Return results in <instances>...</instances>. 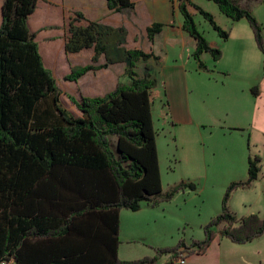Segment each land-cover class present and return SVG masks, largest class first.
<instances>
[{
  "label": "trees",
  "instance_id": "16d2710c",
  "mask_svg": "<svg viewBox=\"0 0 264 264\" xmlns=\"http://www.w3.org/2000/svg\"><path fill=\"white\" fill-rule=\"evenodd\" d=\"M45 0H4L0 24V264H155L161 254L202 256L217 237L232 244H249L264 236L259 214L237 217L229 208L232 192L251 188L261 173V157L247 159L246 179L226 188L221 210L203 227V239L175 249L156 250V257L122 261L121 210L139 212L142 204L157 207L171 201L184 188L180 183L162 192L151 114L155 80L145 65L153 58L140 49L125 47V27L87 22L82 13L69 18L64 43L66 54L92 49L91 63L75 66L64 82H76L90 71L124 64L125 82L99 98L79 100L67 96L80 113L63 106L61 90L41 59L36 33L29 17ZM232 22L245 20L256 49L264 57L263 26L252 10L238 0H210ZM115 13L133 10L131 0H106ZM187 6L201 16L226 42L229 31L212 14L191 0H180L183 31L195 42L192 53L199 70H206L203 56L214 62L222 57L198 31ZM86 25H78L79 22ZM164 28L160 22L146 29L150 43ZM104 57L103 65L98 60ZM264 76V64L262 67ZM256 89H252L253 96ZM172 264V263H171Z\"/></svg>",
  "mask_w": 264,
  "mask_h": 264
},
{
  "label": "rangeland",
  "instance_id": "374dc122",
  "mask_svg": "<svg viewBox=\"0 0 264 264\" xmlns=\"http://www.w3.org/2000/svg\"><path fill=\"white\" fill-rule=\"evenodd\" d=\"M179 1L180 0H178L176 4L177 9ZM193 1L194 4L212 14L217 25L223 28V30L229 31V39L224 45V49L228 52L236 42V37L239 38L241 36V34H239V21L233 23L224 17V15L219 12L217 6L210 0ZM238 1L242 6L246 5V7L251 10V5L249 4L261 0ZM188 7L197 25L198 31L202 33L207 41L218 39L217 34L207 21L199 16L192 6ZM55 9L54 6L45 5L43 1H39L36 10H34L33 14L29 17V28L32 30L33 26L42 25L48 21L58 24L60 21L58 13L54 11ZM244 22L248 26L245 20ZM234 26L236 27L234 28ZM53 27H51V25H46L40 29L52 30ZM64 27L65 26H63V28ZM37 31L38 30H35V32ZM42 34L43 33L38 32V38L36 40L39 44L38 47L42 45V40L40 39ZM144 44L147 43L143 42L141 45L144 46ZM256 48L253 40L250 46L247 43L246 50L249 60L248 73L252 79L262 75V67L264 64V57ZM160 51V61L152 62L150 66L151 73L159 80L160 75L158 72L163 71L165 74H173L174 79L179 81L176 75H178L179 72L181 76L183 75L180 68H183L185 71L189 70L190 63L193 59L192 56L188 51L181 53L179 49L167 45L161 46ZM206 61L205 66L207 71L201 70L198 71V75H187L185 78L187 83H190V85L192 84L195 86V89H197V95L194 93L193 95L196 96L197 103L202 109H205V106L213 107L216 105V101L214 100L216 94L215 89L219 84H215V79L217 77L222 78L220 73L225 74L226 77L230 76L224 79L228 80L226 83L237 78V74H235L234 70L235 57L224 55L218 62L214 63L211 57ZM144 66L145 63H143V61L137 63L135 71L138 75L142 76V73H144ZM220 69H223L224 72H221ZM126 80V78L123 79L124 82ZM58 83V87L62 92L61 98L63 100V106L72 113L73 109L71 107L73 102L67 99V96L71 94L64 90L65 87L63 86L62 79H59ZM153 90L155 91L153 92V97H151V114L156 132L155 141L158 151L157 155L162 191L165 192L169 187L178 185L182 182L186 184L192 183L196 187L194 191L188 188L179 190L171 201L163 202L157 207H153L151 210L152 212L146 211L142 214H138L136 212L126 211V214H129V216H136L139 222L134 225V227L137 226V228H134V232L137 233L138 240L132 245H128V249L131 252L129 257H131V259L125 261L141 260L145 257L155 258L157 256L156 250L175 249L181 240H183L186 245H189L192 241H201L203 239V227L220 213L226 188H228L232 182H239L246 178V161L243 167L239 169L225 166L226 152L232 147H235V149L238 147L242 148L247 155L248 145L251 156L258 154L261 157V173L258 180L250 189H237L232 192L228 206L237 217H242L247 214H259L264 219V132L261 131L264 128V120H260L255 128H252L250 125L246 126V131L241 135L225 134V132L223 134L219 132L210 133V125H202L200 128L201 135L191 138L187 136L188 140L186 144L188 148L191 149L190 157L195 165L192 171L193 174L186 175L185 173L190 171L192 165H189L190 169H187L186 166H184L185 160L183 156H180L181 149L179 148L177 140L180 141L182 136L178 135L176 137L175 134L173 135L166 127L161 125L169 119L165 118L164 111L162 110L164 89L155 86ZM193 95H191V98ZM74 99L77 100L76 98ZM73 113L75 115L78 114L76 111H73ZM170 119L173 121L172 117ZM229 121H234V119L229 117ZM169 130L172 131L171 127ZM212 149L216 152L213 153ZM201 164V168L195 167ZM205 172L208 173L207 179L204 177ZM247 248L249 250L248 253L253 252L250 246ZM237 253H242V248L234 246L227 239H222L220 243L215 241L203 257L195 254L186 256L183 251L178 254L167 253L158 255L155 264H217L220 260L223 264H230L231 258ZM181 260H183V262H181Z\"/></svg>",
  "mask_w": 264,
  "mask_h": 264
},
{
  "label": "crops",
  "instance_id": "0c3cea01",
  "mask_svg": "<svg viewBox=\"0 0 264 264\" xmlns=\"http://www.w3.org/2000/svg\"><path fill=\"white\" fill-rule=\"evenodd\" d=\"M3 1L4 0H0V24L2 21L1 8ZM191 1L192 3L194 2L193 0ZM131 2L134 3L133 10H124L123 12L115 13L114 10L108 8L106 0L43 1L45 5H51L56 8L54 11L58 13L60 22L55 24L56 22L51 23L48 21L42 25L33 26V29L38 31L35 32L33 29L32 31L36 33V40L38 38V32L43 33L40 36L42 45L38 47L39 52H41L40 54L42 56L41 59L43 64L52 72L51 74L55 79L57 86L59 84V79L63 80L64 76L69 75L73 67H82L90 64V60L93 56L92 49L83 50L82 52L80 51L74 54L65 53L64 43L66 42L68 21L74 12L82 13L87 22H98V24L112 26L113 28L125 27L127 32L125 47L128 50L140 49L146 54H153L157 57V59L151 58L145 62V65L149 68L152 62L160 61L159 55L161 54V46L167 45L179 49L181 53L188 51L192 56L196 42L185 31H183V19L175 3H172L171 0H131ZM249 5H251V10L255 15L254 18L263 26L264 32V0L256 1ZM187 8L189 10L188 6ZM87 22L81 21L78 25L83 26L86 25ZM157 22L163 24L164 28L161 33L155 36L153 42L150 43L146 35V29L153 23ZM238 23L240 25L239 34H241V36L239 38L236 37V42L228 52L224 49V45L227 41L223 42L220 37L208 41L211 47L222 50L223 57L224 55L235 57L234 70L235 74H237V78L229 83H226L228 80L224 79L230 76L226 77V75L222 73H220L222 78L217 77V80L215 79V84H219L215 89V106H205V109L199 107L196 96L193 95V93L197 95V89H195V86L192 84L190 85V83H187L185 79L187 75H198V71H201L197 69L193 59L190 63L189 70L185 71L183 68H180L184 76H181V73L179 72L178 75H176V78H179V81H176L174 75L170 73L165 74L163 71L158 72L160 75L159 80L151 73V78L154 79L156 83L155 86L164 89L162 110L164 111L165 118L169 119L161 125L166 127L173 135L175 134L176 137L178 135L182 136L180 141L177 140L179 148L181 149L180 156H183L185 160L184 166H186L187 169H190L189 165H192L190 171L185 173L186 175L193 174L192 171L195 165L190 157L191 149L188 148L186 144V141L188 140L187 136L191 138L193 136L201 135L200 128L202 125H210V133L219 132L223 134L225 132V134L241 135L246 131V126L250 125L252 128H255L260 120H264L263 73L261 76L255 77L254 79H252L248 73L249 60L246 48L247 43L250 46L252 40L254 41L252 30L248 27L249 25L247 26L244 20H241ZM46 25L55 27H53L52 30L40 29ZM63 26L65 27L63 28ZM235 27L236 26H234V28ZM143 42H146L147 44L142 46L141 44ZM207 56L208 55L205 54L202 58L204 64L207 62L206 60L210 59V56ZM104 59V57H101L98 60V65H103L105 62ZM220 70L221 72H224L223 69ZM124 71V64H111L105 69H100L98 71L92 70L83 75L76 82H64L63 80V86L65 87L64 90L68 91L71 94L70 96L77 100L81 97H103L105 94L114 91L119 82H124ZM253 88H257V95L255 96L252 94ZM154 91L155 90H153V92ZM153 92H151V97H153ZM191 95H193L192 98ZM71 108L78 113L75 115L72 111V114L80 117V113L74 104H72ZM171 117L173 118V121L170 119ZM229 117H232L234 121H229ZM169 125L172 131L169 130ZM153 127L155 130L154 124ZM261 131L264 132V128ZM212 152L214 153L216 151L212 149ZM249 156L251 157V153L248 145L247 155L240 147L237 149H235V147L229 148L226 152L225 166L239 169L243 167L245 161L247 164ZM195 167L201 168L202 164ZM207 172L204 174L205 179L208 178ZM152 208L153 207H149L146 204H142L140 211H137L136 213L142 214L146 211L152 212ZM119 219V236L121 243L118 247V257L122 261H125L131 259V257H129L131 252L128 249V245H132L138 240L137 233L134 232V228H137V226L134 227V225L139 222V219L136 216H129V214H126V210H121ZM222 239L226 238L217 237L213 240L212 244L215 241L220 243ZM233 245L242 248V253L235 254V256L231 258L230 264H264L263 235L249 244ZM249 246L251 250L253 249V252L248 253L249 250L247 247ZM205 254L200 257L205 256ZM217 264H223V262L220 260Z\"/></svg>",
  "mask_w": 264,
  "mask_h": 264
},
{
  "label": "built area",
  "instance_id": "2783aa9c",
  "mask_svg": "<svg viewBox=\"0 0 264 264\" xmlns=\"http://www.w3.org/2000/svg\"><path fill=\"white\" fill-rule=\"evenodd\" d=\"M177 1H178V0H171V2H172V3H175V4H177ZM181 262H183V260H181ZM1 264H10V263H1Z\"/></svg>",
  "mask_w": 264,
  "mask_h": 264
}]
</instances>
